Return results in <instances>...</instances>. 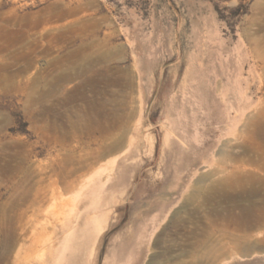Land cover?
<instances>
[{
    "label": "rangeland",
    "instance_id": "374dc122",
    "mask_svg": "<svg viewBox=\"0 0 264 264\" xmlns=\"http://www.w3.org/2000/svg\"><path fill=\"white\" fill-rule=\"evenodd\" d=\"M255 108L264 0H0V264H264Z\"/></svg>",
    "mask_w": 264,
    "mask_h": 264
},
{
    "label": "bare ground",
    "instance_id": "6f19581e",
    "mask_svg": "<svg viewBox=\"0 0 264 264\" xmlns=\"http://www.w3.org/2000/svg\"><path fill=\"white\" fill-rule=\"evenodd\" d=\"M245 118V120H244V124H243V126H242V128L240 129V132L243 134V133H246V134H248L249 136H251L252 138L253 137H257V138H259V139H261L263 142H264V111L263 110H258V108H255L254 110H252V112H250V113H246V112H243L241 115H240V117H239V121L237 122V123H235V130H236V128H238V125H239V123L243 120ZM135 137H136V131H134V134H133V136H132V138H130L131 139V141H129V146H128V149L126 150V151H124L123 152V154H126L127 152H129L130 151V149H131V146H132V144L134 143V140H135ZM129 139V140H130ZM150 139V138H149ZM260 141V140H259ZM149 142V141H148ZM152 143V142H151ZM150 144V143H149ZM261 144H263V143H261ZM239 146V145H238ZM246 152V151H245ZM252 152V151H251ZM262 152V151H261ZM256 153V152H255ZM254 153V154H255ZM222 154L223 155H225L226 153H224V152H222ZM248 154V153H247ZM260 153H257V155H259ZM118 155H120V157H121V155L122 154H120V151H119V153H118ZM227 155H228V153H227ZM254 156V155H253ZM246 157V156H245ZM261 157H262V154H261ZM125 158V157H124ZM235 157H233V159H234ZM232 159V160H233ZM242 160H243V158H242ZM116 159L115 160H113L111 163H109L110 165H111V167L113 168L112 170H115L114 168L115 167H117L116 166ZM244 161V160H243ZM233 162V161H232ZM238 162V161H237ZM253 162H256L257 164H256V168L258 169V170H261V171H264V160H263V157H262V159H260L259 161H253ZM244 163H246V161L244 162ZM233 164H235V163H233ZM249 164V163H248ZM254 165V164H253ZM245 166V165H244ZM243 167V166H242ZM108 168V167H107ZM107 168H106V170H107ZM109 168H110V166H109ZM251 168V167H250ZM250 168H248V169H250ZM239 169V168H238ZM247 169V168H246ZM255 170V169H254ZM235 171V170H234ZM243 171V170H242ZM250 171V170H249ZM251 172V171H250ZM260 171H258V173H259ZM257 173V174H258ZM231 174V173H230ZM229 174V175H230ZM234 174V173H233ZM250 174H252V172L250 173ZM261 174H262V172H261ZM238 175V174H237ZM253 175H255V172H254V174ZM252 175V176H253ZM264 175V174H263ZM245 176V175H244ZM248 176V175H247ZM262 177V176H261ZM224 178V177H223ZM238 178V177H237ZM251 178V177H250ZM220 179V178H219ZM219 179H217V180H219ZM230 179V178H229ZM254 178H252L251 180H253ZM256 179V178H255ZM259 179V178H258ZM263 179V178H262ZM231 180V179H230ZM239 180H241V179H239ZM260 180H261V178H260ZM248 181V180H247ZM259 181V180H258ZM201 182H203V181H201ZM214 182H215V180H214ZM214 182H213V184H214ZM253 182H256V180H254ZM261 182V181H260ZM260 182H258L259 183V185H261L260 184ZM233 184H234V182H232ZM249 183H250V181H249ZM262 183H264L263 181H262ZM204 184V183H203ZM218 185H220V186H223L224 184H225V182L223 181V180H220L218 183H217ZM232 184V185H233ZM244 184H247V183H244ZM215 185V184H214ZM214 185H212L211 187L212 188H214L213 186ZM239 185V184H238ZM248 185V184H247ZM258 185V184H257ZM204 186V185H203ZM228 186V185H227ZM230 186H231V184H230ZM249 187H250V185H249ZM252 187V186H251ZM250 187V188H251ZM197 188V187H196ZM210 188V187H209ZM215 188H217V187H215ZM226 188H228V187H226ZM233 188V187H232ZM247 188V187H246ZM201 189V188H200ZM207 189V188H206ZM211 189V188H210ZM237 189V188H236ZM235 189V190H236ZM248 189V188H247ZM252 189V188H251ZM257 189V188H256ZM197 190V189H196ZM217 190H221V189H217ZM241 190V189H240ZM244 190H246L245 188H244ZM259 190H261L260 188H259ZM215 191V190H214ZM228 191V190H227ZM253 191H255L256 192V190H253ZM257 191H258V189H257ZM231 192V191H230ZM246 192H249V191H246ZM261 192V191H260ZM207 193V192H206ZM252 193V192H251ZM251 193H248V194H251ZM262 193V192H261ZM208 194H210L209 192H208ZM206 195V196H208L209 197V195ZM212 194H213V192H212ZM211 194V195H212ZM215 194V193H214ZM223 194V193H222ZM256 194V193H255ZM224 195H225V193H224ZM246 195H247V193H246ZM253 195V194H252ZM195 196V195H194ZM250 196V195H249ZM197 197V196H196ZM213 197V196H212ZM247 197H248V195H247ZM193 198V197H192ZM209 198H211V197H209ZM190 199V198H189ZM257 208V207H256ZM254 209V208H253ZM73 211H74V208L72 207L71 208V210H70V214H68V215H71L72 213H73ZM256 211V210H255ZM264 211V210H263ZM262 211V212H263ZM250 213V212H249ZM256 213V212H255ZM261 213V212H260ZM255 216L257 215V214H254ZM254 215H252V217L254 216ZM260 215V214H259ZM260 216H262V215H260ZM246 218V217H245ZM249 217H247V219H248ZM256 218V217H255ZM244 219V218H243ZM251 219V218H250ZM259 219V218H258ZM255 221V220H254ZM258 221H261V218L258 220ZM257 221V222H258ZM252 222H253V219H252ZM256 222V223H257ZM254 223V222H253ZM259 223V222H258ZM261 223V222H260ZM70 235V232L68 233V236ZM260 243H263V242H260ZM257 247V245L255 244V245H252V246H250L249 248H247V249H244V250H246V251H250L251 249H254V248H256ZM58 249H60V248H58ZM58 259H59V256H57L55 259H53L52 261H53V264H56V263H58Z\"/></svg>",
    "mask_w": 264,
    "mask_h": 264
},
{
    "label": "water",
    "instance_id": "95a60500",
    "mask_svg": "<svg viewBox=\"0 0 264 264\" xmlns=\"http://www.w3.org/2000/svg\"><path fill=\"white\" fill-rule=\"evenodd\" d=\"M254 249H251L250 251L253 252Z\"/></svg>",
    "mask_w": 264,
    "mask_h": 264
}]
</instances>
